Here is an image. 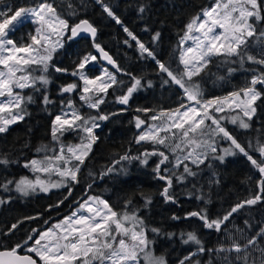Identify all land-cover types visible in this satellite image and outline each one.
I'll return each instance as SVG.
<instances>
[{
	"label": "snow or ice",
	"instance_id": "obj_1",
	"mask_svg": "<svg viewBox=\"0 0 264 264\" xmlns=\"http://www.w3.org/2000/svg\"><path fill=\"white\" fill-rule=\"evenodd\" d=\"M96 2L117 24H122L105 0ZM63 3L67 9L66 15L75 17L78 14V9L71 0H63ZM58 9L59 6L54 2L40 0L33 6L18 7L15 10L7 6L5 10H0V134L6 133L9 126L23 121L29 115L26 105L34 101L31 95L23 94L25 89L31 88L35 92L44 90V105L54 103L46 94L47 86L52 82L50 71L76 78L73 82L62 85L60 94H69L70 97L77 93L82 106L95 110L97 114L82 113L70 98L66 103L61 102V114L54 117L51 128L56 147L42 145L37 152L45 153L43 159H32L23 165L33 172V178L22 177L0 184L5 192L14 190L21 196H29L37 190L48 192L51 188L69 187L70 183H78L81 167L99 139L95 135V129L100 127L98 122L109 119V114L100 112V106L105 103L109 90H112L116 102L127 106L135 92L153 86L151 81H144L119 66L101 44L96 42L98 29L88 19L70 23L65 18V12ZM139 12L143 14L145 7L140 6ZM24 23H32L36 27L34 34H29L30 43L18 44L11 33L16 32ZM123 31L136 41L141 55L146 54L155 61L158 71L166 74L168 79L163 80V84L171 82L183 90L187 103L182 102L176 109L150 116V121L159 123L149 124L135 142H150L153 149L145 150L139 156H130L127 153L120 156L103 175L125 171L123 168H116L122 161L139 160L142 165L147 166L149 158L157 156L159 159L153 172L156 179L164 182L160 195L165 202L176 203V197L170 191L173 189L174 180L184 183L188 177L197 175L192 166L199 169L210 157L224 163L226 157L235 155L238 150L260 173V178L256 181V193L240 200L216 218H210L206 209L189 212L184 217L196 218L202 222L204 228L220 232L233 214L245 207L264 203V161L258 163L224 124L227 121L241 129H250V122L258 110L257 102L264 101V0H216L211 8L202 9L185 25L184 34L179 41L182 49L179 61L183 67L178 71L157 59L155 52L126 26ZM81 34H87L91 38L99 55L84 54L78 62H74L75 67L72 70L53 63L56 54L64 48L66 40H74ZM160 35V32H155L152 36L153 42L158 41ZM189 41L191 44H188ZM186 44L188 46L184 47ZM257 47L259 52L253 54L252 49ZM214 58H220L222 64L238 65L240 69H244L245 64L260 67L245 69L253 75L244 87L225 97L204 100L200 83L194 77L200 76ZM100 59L106 61L115 71L104 67L99 75L89 76L88 66ZM237 70L236 67H229L228 73L232 74ZM119 75L130 78L127 87L124 80L118 79ZM117 92L122 94L116 95ZM124 110L126 109H122ZM136 111L147 114L153 110L137 108ZM134 120L137 129L148 123L139 116L134 117ZM68 131L83 133L80 143L64 144L62 137ZM217 138L230 142V146L222 149L220 154H217ZM248 147L253 148L251 142ZM254 150L264 158V143L257 140ZM49 152L52 155H48ZM12 162L7 156L0 157V165L7 166ZM37 173L44 174V178L35 175ZM52 175L60 179L53 181ZM215 183L218 184L219 180H215ZM142 198L145 207L152 203L150 196L142 194ZM196 198L205 200L203 194ZM5 202L0 199V204ZM205 203H210V200H205ZM130 206L131 199L125 201L122 210L117 211L108 201L95 196L89 197L80 205V209L88 215L78 214V209L57 223L53 229L41 233L33 244H29L32 240L29 236L12 249L0 251V264H37L33 256L19 254L21 248L25 249V253L35 254L43 264H77L78 261L79 264H140L141 259L144 264H167L164 256L154 255L152 245L155 241L148 237L149 231L159 235L161 230L155 227L149 229L144 218L139 216L138 210ZM172 218L180 219L176 216ZM245 224L251 228L247 221ZM16 227V224L11 225L12 230ZM237 231L241 233L242 239L243 231ZM180 235L184 244L193 243L198 249L181 259L179 264H200L199 260L192 259L197 253L206 251L197 233L190 231ZM261 238H264V224L255 236L246 239L243 244L240 239L230 237L229 246L207 251L224 253L222 259L225 264H233V261L236 264H256L252 251H258L261 254L259 264H264V248L258 244ZM232 253L236 255L233 257Z\"/></svg>",
	"mask_w": 264,
	"mask_h": 264
},
{
	"label": "trees",
	"instance_id": "obj_2",
	"mask_svg": "<svg viewBox=\"0 0 264 264\" xmlns=\"http://www.w3.org/2000/svg\"><path fill=\"white\" fill-rule=\"evenodd\" d=\"M39 2L40 0H0V10H5L7 6L15 10ZM49 2L59 6L58 10L65 12V18L69 19L70 23L88 19L98 29L96 42L101 44L119 66L144 81H151L153 86L135 92L127 106L116 102L112 90H109L105 103L100 106V112L109 114V119L98 122L100 127L95 129V134L99 139L81 167L79 182L70 183L69 187L55 190L48 195L37 194L30 198L19 195L4 205L0 210V251L12 249L29 236L32 237L29 244H33L41 233L72 214L89 197L95 196L108 201L117 211L122 210L125 201L131 199L130 207L138 210L139 216L144 218L149 229L155 227L161 230L159 235L149 231L148 237L155 241L152 245L155 254L164 256L167 264H179L185 256L197 252V245L184 244L181 239V233L190 231L197 233L206 249L204 253L193 256V260H199L200 264H209L210 261L211 264H225L222 259L224 253L207 250L229 246L230 237L240 239L241 233L237 229L243 231L241 244L255 236L264 224V203L245 207L233 214L220 232L204 228L202 222L196 218L184 217L189 212L206 209L210 218H216L240 200L256 193V181L260 178V173L242 153L237 152L225 158L224 163L210 157L199 169L192 166L197 172L195 177H188L184 183H177L175 180L173 182V189L170 191L175 195L176 203L165 202L160 195L164 182L156 179L153 172L159 159L157 156H151L147 166L142 165L139 160L122 161L116 165V168H123L125 171L103 175L120 156L126 153L130 156H139L145 150L153 149V144L150 142L140 144L135 142L144 127L153 123L148 119L150 116L161 111L176 109L182 102L187 103L183 90L178 85L171 82L167 85L163 84V80L168 79L166 74L159 72L155 61L146 54L141 55L136 41L123 31V27L126 26L141 42L152 49L157 59L172 70L178 71L183 67L179 61L182 51L179 41L184 34L185 25L202 9L211 8L216 0H105L122 24H117L109 17L96 0H71L78 9L75 17L66 15L67 9L63 0H49ZM140 6L145 7L143 14L139 12ZM29 26L22 25L13 36L17 39L19 35H24L26 38ZM155 32H160L161 35L158 41L153 42L152 36ZM252 51L255 54L259 52V48H254ZM86 53L99 55L90 39L66 40L64 48L56 54L53 63L72 70L75 67L74 62H78ZM93 64L88 66L90 69L88 74L91 73V76H95L93 71L100 68V65L104 66L101 59ZM229 67H236L238 70L229 74ZM259 67V65L245 64L244 69H240L238 65L222 64L220 58H214L208 68L200 76L194 77V80L200 83L203 99L210 100L228 96L244 87L253 75L251 71L245 69ZM49 76L52 82L47 86L46 94L54 103L44 105L42 100L44 90L35 92L31 88L25 89L23 94L31 95L34 101L26 105L29 115L23 121L9 127L6 133L0 134V157L7 156L13 161L7 166L0 165V184L7 180L16 181L22 177L33 178V172L23 165L32 159H43L45 153L37 152L42 145L56 147L52 140L51 128L54 117L62 111V101L66 103L70 98L82 113L97 114L95 110L82 106L77 93L71 94L70 97L67 94H60L61 86L73 82L76 78L53 71L49 72ZM118 79L124 80L127 87V82L130 80L128 76L119 75ZM120 94L122 92L116 93V95ZM257 103L258 110L250 122V129L244 130L231 124L225 126L259 163L264 161V158L254 150V146L257 140L264 143V101ZM137 108L153 111L145 114L137 112ZM122 109L126 110L122 111ZM112 113L117 114L111 115ZM137 116L148 122L140 129L135 126L134 117ZM82 134L76 131L67 132L63 135L62 142L66 145H75L80 143ZM249 142L252 143L253 148L248 147ZM220 144L227 145L230 142L225 141ZM48 155L52 153L49 152ZM208 164H211V167H208ZM166 166L171 167V165ZM217 179L218 184L215 183ZM69 191H71L70 195ZM142 194L152 198V203L147 207L144 205ZM201 194L205 196V200H210V203L196 198ZM173 216L180 219H173ZM245 221L251 224V228L247 227ZM13 224L17 225L14 230L11 229ZM169 233L174 235L169 236ZM258 244L264 248V238H261ZM19 254L29 253H25V249L21 248ZM231 255L234 257L236 254ZM260 255L258 251H252L256 264H259ZM233 264L236 262L233 261Z\"/></svg>",
	"mask_w": 264,
	"mask_h": 264
},
{
	"label": "rangeland",
	"instance_id": "obj_3",
	"mask_svg": "<svg viewBox=\"0 0 264 264\" xmlns=\"http://www.w3.org/2000/svg\"><path fill=\"white\" fill-rule=\"evenodd\" d=\"M24 24H28V25H30L29 28H28V33H27L26 38H24V35H19L18 38L16 39V38L13 36V35L15 34V32H14V33H11L12 38H14V39L17 41L18 44H19V43H25V44L30 43L31 41H30L29 34H34V29H35L36 25H34V24H32V23H24ZM24 24H23V25H24ZM19 28H21V27H19ZM188 44H191V41H189ZM188 44L184 45V47H187ZM91 65H94V64H91ZM102 68H104V66L100 65V68H97L95 71H93V73L95 74V76L100 74ZM107 68H108V67H107ZM108 69H109V71H113V70L110 69V68H108ZM88 75L91 76V73L88 74ZM93 77H94V76H93ZM60 114H61V113H60ZM227 114H228V113H224V115H227ZM232 114L234 115L235 113H232ZM153 123H159V121H156V122H153ZM224 124H231V123L225 121ZM13 125H14V124H13ZM13 125H11V126H13ZM231 125H232V124H231ZM11 126H9V127H11ZM143 126H144V125H143ZM9 127H8V128H9ZM147 127H148V125H146V126L144 127V129L141 131V133H142ZM68 132H72V131H68ZM66 133H67V132H65L64 135H65ZM76 135H78V134H76ZM82 135H83V134H82ZM95 135H96V134H95ZM217 139L219 140V138H217ZM225 141H227V140H219V143H218V145H217V147H218V152H221L222 149L227 148V147L230 146V144H227V145H222V144H220L221 142L223 143V142H225ZM77 144H78V143H77ZM237 152H239V151L237 150L236 153H237ZM232 156H233V155H232ZM228 157H231V156H228ZM226 158H227V157H226ZM37 175H41V177L44 178V174L37 173ZM30 179H31V178H30ZM51 179H52L53 181H55V180H58V179H60V178H59L58 176L52 175V176H51ZM62 188H64V187H61V188H51L48 192H43V191H39V190H37L36 192L31 193L29 196H22V197L30 198V197L36 196L37 194L48 195V194H50L51 192H53V191H55V190L62 189ZM19 195H20V194L17 193V192H15L14 190H13V191L5 192V191L1 188V189H0V199L5 200L6 202L3 203V204H0V210L2 209V207H3L4 205H6V204H8L10 201H12V200L14 199V197L19 196ZM20 196H21V195H20ZM78 209H80V207L76 208V209L74 210V212L77 211ZM78 214L88 215V213L84 212L82 209H80V211H79ZM70 215H72V214H70ZM70 215H68V216H70ZM68 216H66V217H68ZM66 217H64V218H66ZM64 218H63L62 220L58 221L57 223L62 222V221L64 220ZM57 223H55V224H54L51 228H49V229H53L54 226H55ZM49 229H47V230H45V231H48ZM45 231H44V232H45ZM42 243H44V241H42ZM153 251H154V250H153ZM29 254H32V255L35 256V254H33V253H29ZM154 255L158 256L157 254H155V252H154ZM36 258L39 259L38 257H36ZM39 261H40V260H39ZM40 262H41V264H43V261H40ZM77 264H79V261L77 262ZM140 264H144V260H143V259H141Z\"/></svg>",
	"mask_w": 264,
	"mask_h": 264
},
{
	"label": "water",
	"instance_id": "obj_4",
	"mask_svg": "<svg viewBox=\"0 0 264 264\" xmlns=\"http://www.w3.org/2000/svg\"><path fill=\"white\" fill-rule=\"evenodd\" d=\"M97 37V36H96ZM84 38H86V39H90L91 40V38L87 35V34H81L80 36H78L77 38H75L74 40H80V39H84ZM101 61H102V63L104 64V66L105 67H108V68H110V69H112L113 71H115L113 68H112V66L111 65H108L107 64V62L106 61H104V60H102L101 59ZM67 95H69V94H67ZM21 255H23V254H21ZM27 255H30V254H27ZM32 256V255H31ZM34 259H36L35 257H33ZM37 260V259H36ZM37 264H40V262L37 260Z\"/></svg>",
	"mask_w": 264,
	"mask_h": 264
}]
</instances>
